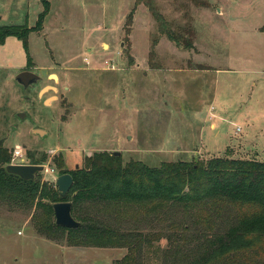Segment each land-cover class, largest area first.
<instances>
[{"label": "rangeland", "instance_id": "rangeland-1", "mask_svg": "<svg viewBox=\"0 0 264 264\" xmlns=\"http://www.w3.org/2000/svg\"><path fill=\"white\" fill-rule=\"evenodd\" d=\"M48 1L36 28L42 0H0L9 16L0 15V26L28 29L27 48L17 36L0 45V142L11 163L44 165L37 179L58 189L63 171L102 151L150 166L214 156L264 161V0H153L190 47L163 34L136 0ZM22 70L41 76L27 91L14 80ZM15 150L22 157L13 160ZM39 199L0 195V264H114L127 254L39 230L55 222ZM175 218L138 223L165 236L147 264H176L178 243L192 255L195 242L167 238L181 230Z\"/></svg>", "mask_w": 264, "mask_h": 264}, {"label": "trees", "instance_id": "trees-1", "mask_svg": "<svg viewBox=\"0 0 264 264\" xmlns=\"http://www.w3.org/2000/svg\"><path fill=\"white\" fill-rule=\"evenodd\" d=\"M42 1L45 11L36 28L43 26L49 9V1ZM139 4L150 9L163 34L184 47L191 46V37L172 31L153 0H136ZM20 29L18 25L0 26V45L7 37L17 36L27 48L28 29ZM187 31L191 33V27ZM11 156L0 142V195L23 204L40 198L38 204L53 213L54 203L71 202L79 227L46 220L38 229L50 236L67 234L70 245L126 248L127 254L114 264H147V253L157 252L154 244L165 236L146 232L138 223L150 219L165 223L175 215L171 225L181 230L167 236L168 240L178 236L196 246L190 255L176 244V264H184L179 259H186V264H264V161L214 156L150 166L141 160L124 162L108 151L95 152L85 158L83 167L63 171L74 182L62 198L56 187L41 183L38 177L24 180L8 173ZM125 223L130 227L123 229Z\"/></svg>", "mask_w": 264, "mask_h": 264}, {"label": "water", "instance_id": "water-1", "mask_svg": "<svg viewBox=\"0 0 264 264\" xmlns=\"http://www.w3.org/2000/svg\"><path fill=\"white\" fill-rule=\"evenodd\" d=\"M14 80L17 84L23 87L24 91H27L29 87H33L41 80V76L32 70H22L15 77ZM20 118H25L26 113L20 112ZM37 134L44 137L47 131L37 128L35 130ZM115 156H120L121 152L113 151L111 153ZM79 166H77L78 168ZM8 173L20 176L24 180H34L38 172L45 170L44 165L37 164H14L10 163L6 166ZM73 177L70 173H64L57 177L56 186L59 194L62 198H65L73 185ZM55 213V222L57 225L67 228H76L80 226V222L77 221L72 215V203L69 201L56 202L53 205Z\"/></svg>", "mask_w": 264, "mask_h": 264}, {"label": "built area", "instance_id": "built-area-1", "mask_svg": "<svg viewBox=\"0 0 264 264\" xmlns=\"http://www.w3.org/2000/svg\"><path fill=\"white\" fill-rule=\"evenodd\" d=\"M16 157H22V154L20 151L15 150L13 153V160H15Z\"/></svg>", "mask_w": 264, "mask_h": 264}, {"label": "crops", "instance_id": "crops-1", "mask_svg": "<svg viewBox=\"0 0 264 264\" xmlns=\"http://www.w3.org/2000/svg\"><path fill=\"white\" fill-rule=\"evenodd\" d=\"M38 3H39V2H38ZM3 10H4V9H3ZM5 12H6V13H5ZM0 15L3 17V19L9 17V16H7V15H8L7 11H1V12H0ZM5 15H6V16H5Z\"/></svg>", "mask_w": 264, "mask_h": 264}, {"label": "flooded vegetation", "instance_id": "flooded-vegetation-1", "mask_svg": "<svg viewBox=\"0 0 264 264\" xmlns=\"http://www.w3.org/2000/svg\"><path fill=\"white\" fill-rule=\"evenodd\" d=\"M34 85H36V84H34ZM65 89H66V87H64Z\"/></svg>", "mask_w": 264, "mask_h": 264}, {"label": "bare ground", "instance_id": "bare-ground-1", "mask_svg": "<svg viewBox=\"0 0 264 264\" xmlns=\"http://www.w3.org/2000/svg\"><path fill=\"white\" fill-rule=\"evenodd\" d=\"M56 78V76H54Z\"/></svg>", "mask_w": 264, "mask_h": 264}]
</instances>
